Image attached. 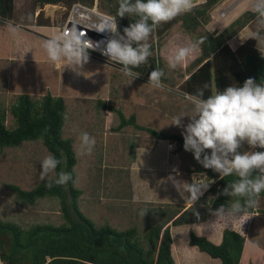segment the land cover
Returning a JSON list of instances; mask_svg holds the SVG:
<instances>
[{
  "label": "trees",
  "instance_id": "trees-1",
  "mask_svg": "<svg viewBox=\"0 0 264 264\" xmlns=\"http://www.w3.org/2000/svg\"><path fill=\"white\" fill-rule=\"evenodd\" d=\"M222 1L201 0L194 3L190 12L162 23L150 38L152 55L147 62L133 70L137 77L146 79L157 67L166 72L167 65L159 54V49L176 27L188 35L191 42L205 38L198 48L199 54L189 63L185 72L179 75L182 81L177 86L178 94H194L197 89L208 85L205 89L207 97L213 89L242 86L248 78H254L258 83L264 82V56L257 48V41L250 38L254 29V14L251 10L242 12L221 31L205 29L211 21V12ZM93 2L94 0H32V15L38 9L32 25L61 29L67 11L74 3L91 6ZM47 4L62 7L60 20L45 15L44 6ZM98 6L102 11L116 17L121 34L123 28L135 22L134 17L116 16L118 0H98ZM13 19H16L14 0H0V22ZM14 23L20 27L19 22ZM245 27L250 30L249 36L233 48L229 41ZM88 56L106 62L90 49ZM166 82H170V79L163 76L162 84ZM98 105L113 109L101 100H98ZM9 110L14 120L13 128L7 127L6 112L0 107V152L6 147L19 146L23 141L39 139L46 150L61 161L51 178L56 173L65 171L71 173L73 179L67 185L53 184L51 188L46 186L48 180L45 179L28 190L15 184H5L18 200L29 205H34L40 198H57L63 219L58 225L34 224L27 229L0 220V254L6 264H175L170 227L184 223L190 224L188 245L218 259L220 264H239L252 215L255 212L264 215V192L260 194L258 206L249 209L241 219H218L215 211L236 199L221 193L237 177L220 176L195 161L193 167L187 169L188 174L205 173L211 183L208 190L188 207L180 204H158L157 207L153 203H148L150 206L144 205L141 213L146 211L143 218L148 228L143 232L134 226L122 230L108 224L96 227L78 208V198L82 191L75 187L76 155L73 140L62 136L66 115L63 97L46 92L34 99L30 94L20 93L16 95ZM116 111L119 123L114 131L129 125L156 139L175 142L177 152L184 149L182 136L140 125L135 115L125 117L122 112ZM188 182L190 184V179ZM3 233L8 234V243L1 237ZM261 247L264 250V239ZM24 253H28L29 257L22 263L19 254ZM248 264L255 263L250 261Z\"/></svg>",
  "mask_w": 264,
  "mask_h": 264
},
{
  "label": "rangeland",
  "instance_id": "rangeland-1",
  "mask_svg": "<svg viewBox=\"0 0 264 264\" xmlns=\"http://www.w3.org/2000/svg\"><path fill=\"white\" fill-rule=\"evenodd\" d=\"M31 2L32 0H14L16 19L0 22V107L6 112V125L8 128L14 127L9 109L17 94L27 93L34 99L46 92L62 96L66 106L62 136L73 140L76 155L75 187L82 191L78 198L79 210L96 227L108 224L122 230L134 226L143 232L147 226L144 220H140L139 210L146 204L150 206L148 203L152 202L145 201V194L135 186L141 177L129 167L134 159V146L150 143L154 137L129 125L119 131H113L119 123L116 110L122 112L125 117L135 115L136 121L143 126L182 136L183 129L172 125L173 117L181 113L190 114L192 106L185 100V96L177 92V86L182 81L179 75L185 72L189 63L199 54V49L175 69L169 68V58L175 51L192 43L188 35L176 27L173 28L159 49V54L167 65L164 76L169 78L170 82L162 84L159 88H153L148 78L138 76L132 80L116 65L91 57L78 74L66 67L67 62L64 60L56 63L49 61L42 48L43 41L61 29L33 26V17L38 9L32 15ZM251 4L252 0H223L211 12V21L205 29L221 31L242 12L250 10ZM62 10L60 5L44 6L45 15L57 21L60 20ZM14 22H19L20 27L15 26ZM249 34L250 30L243 28L229 41L230 45L237 47ZM257 47H264V43H257ZM98 100L111 105L113 109L99 106ZM188 122V117L182 118L184 125ZM82 132H87L96 141L91 154L85 156L78 155V137ZM172 144L171 160L179 166L176 171H183L186 179L190 178L191 183L194 182L200 174H188L187 169L192 168L197 160L185 149L175 153L176 144ZM238 151L264 149L250 148L245 142ZM48 154L50 153L39 139L23 141L19 146L6 147L0 152L1 221L15 224L22 229L34 224L62 223L57 198H40L34 205H29L18 200L14 193L5 187V184H15L26 190L33 188L42 181L39 178L40 161ZM53 175L54 173L51 177ZM202 181L210 186L211 182L206 177H203ZM152 205L159 206L156 203ZM251 218L247 239L254 240L258 250L251 251L249 256H252L253 263L262 264L264 250L259 248V243L263 236L260 223L264 226V215L258 213V216L254 214ZM173 234L180 251L184 252L183 247L187 249L198 264H212L210 260L213 258L185 243L188 240V227L185 223L173 227ZM1 237L7 243L10 241L6 233ZM246 244L251 245L247 241ZM28 257V253L19 254L22 263L26 262ZM211 261L220 264L218 259ZM248 261L249 259H244L241 264H247Z\"/></svg>",
  "mask_w": 264,
  "mask_h": 264
},
{
  "label": "clouds",
  "instance_id": "clouds-1",
  "mask_svg": "<svg viewBox=\"0 0 264 264\" xmlns=\"http://www.w3.org/2000/svg\"><path fill=\"white\" fill-rule=\"evenodd\" d=\"M116 16L134 17L135 22L118 31L116 17H111L103 27L94 30L112 35L106 40L103 54L115 64L121 65L120 71L132 80L137 77L134 69L147 62L152 55L150 38L162 24L177 16L190 12L194 0H118ZM250 10L254 14V29L250 38L257 43H264V0H252ZM15 31V29H13ZM85 33L77 28L60 30L43 41L49 61L64 60L68 68L80 73V69L89 60L88 50L94 49V43L85 39ZM200 38L187 46L179 47L169 58L168 67L175 69L187 57L193 54L203 43ZM264 56V47H257ZM164 72L159 67L152 70L148 82L153 88L162 85ZM197 89L194 94H186L185 100L192 106L190 114L181 113L173 117L172 125L183 129L185 151L193 153L194 158L204 168L212 169L220 176H235L237 179L228 183L222 195L235 197L227 206L222 205L215 211L218 219L225 221L241 219L249 209L259 204V197L264 192V151H238L246 142L250 148L264 149V82L258 83L248 78L242 86H228L223 90L213 89L205 97V89ZM188 117L184 125L182 118ZM78 155L91 154L95 138L87 132L80 133ZM210 152V154H209ZM61 161L48 154L41 161L40 180H48L47 187L53 184L67 185L73 179L71 173L60 171L54 178ZM186 185V187H185ZM185 191L190 193L186 200L195 202L209 184L203 181L183 183ZM179 190V188H178ZM183 196V192H181ZM145 212L141 215L144 216Z\"/></svg>",
  "mask_w": 264,
  "mask_h": 264
},
{
  "label": "crops",
  "instance_id": "crops-1",
  "mask_svg": "<svg viewBox=\"0 0 264 264\" xmlns=\"http://www.w3.org/2000/svg\"><path fill=\"white\" fill-rule=\"evenodd\" d=\"M37 27H44V26H37ZM168 143H175V142L154 138L151 139L150 143L145 142L143 144L134 146L135 147L134 159L130 163L129 168L132 172L140 174L141 178L138 179L139 183L135 186H137V189H140V191L143 194H145L144 195L145 201L156 204H178V205L180 204V205H184L186 208L189 205H191L193 201L186 200V198L190 196V193L185 191L181 185L183 183L189 184L188 179L190 178L187 177L188 179H186V177L184 176V172L179 169L178 171L175 172L170 171V168L172 166L174 167L176 166V168L179 166L174 161L171 160L170 154H172V150H171L172 147H169ZM178 152L175 151V153ZM181 192H183V196H181ZM139 212L141 213V210H139ZM137 214H139L138 211ZM254 214L258 216V213L255 212ZM138 216L140 217V220H144L141 214H139ZM251 222H252V218H251ZM251 222L248 229V233L251 227ZM259 222L261 221L259 220ZM185 225L189 229L190 224H185ZM178 226L179 225L170 227L171 236H172V256L174 258L175 264H198L196 260L191 257L192 255H190L191 253H189L187 249L183 247L185 253L183 251H180L181 249L179 250L178 243H176L173 234V227H178ZM260 227L263 232V236H262V241H263L264 226L262 223H260ZM248 233H247V238H248ZM247 238L245 240L242 257L240 259L239 264H241V262L244 259L246 260L249 259L248 263L250 261L253 262L254 260L252 259V256H249L250 252L258 250L257 247L255 246L256 243L253 242L254 240L249 241ZM246 241L248 242V244L251 245H247ZM262 241L260 243L258 242L260 245L259 247L260 249H262L261 247ZM185 243L188 244V240ZM247 248L248 250H246ZM211 260L210 262L212 264H215L214 261ZM262 264H264V261Z\"/></svg>",
  "mask_w": 264,
  "mask_h": 264
},
{
  "label": "built area",
  "instance_id": "built-area-1",
  "mask_svg": "<svg viewBox=\"0 0 264 264\" xmlns=\"http://www.w3.org/2000/svg\"><path fill=\"white\" fill-rule=\"evenodd\" d=\"M56 6V5H54ZM113 17L112 15L102 11L98 6V0H94L91 6H87L81 3H74L67 11L64 24L61 30H65L67 26H70V29L77 28L78 31L85 33V39L91 40L94 43V49H90L97 53L101 58L109 63H113L108 60V58L103 54V47L106 40L112 35L107 30L104 32H99L94 30L95 27H103L108 23L109 18ZM69 29V30H70ZM60 31V30H59ZM121 68V65L115 64ZM172 143H168L169 147H172ZM171 172L176 171V167H172ZM205 173L200 174L194 182H199L203 180ZM191 180V179H190ZM207 191V190H206ZM205 192V191H204ZM203 192V193H204ZM0 264H6L4 258L0 254Z\"/></svg>",
  "mask_w": 264,
  "mask_h": 264
},
{
  "label": "water",
  "instance_id": "water-1",
  "mask_svg": "<svg viewBox=\"0 0 264 264\" xmlns=\"http://www.w3.org/2000/svg\"><path fill=\"white\" fill-rule=\"evenodd\" d=\"M195 1V0H194ZM195 3V2H194ZM70 29V26H67L66 31Z\"/></svg>",
  "mask_w": 264,
  "mask_h": 264
}]
</instances>
